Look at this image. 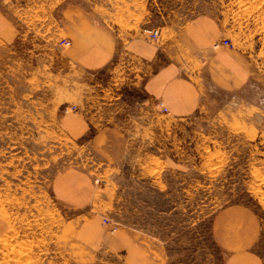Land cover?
Returning <instances> with one entry per match:
<instances>
[{
  "label": "rangeland",
  "instance_id": "rangeland-1",
  "mask_svg": "<svg viewBox=\"0 0 264 264\" xmlns=\"http://www.w3.org/2000/svg\"><path fill=\"white\" fill-rule=\"evenodd\" d=\"M60 1L36 0L40 14L25 21L27 0L7 1L24 43L8 62L0 55V264H221L211 222L231 203L258 214L254 248L264 264V0H74L105 24L159 28L164 40L210 17L221 34L214 48L234 49L247 65L238 87L212 91L209 104L175 117L149 109L129 77L140 64L117 59L100 78L102 114L85 105L99 124L127 130L130 148L116 164L100 162L87 136L65 126L80 102L77 85L97 80L48 75L49 56L62 64L55 47L66 37L58 41L48 11ZM67 182L77 189L66 191ZM126 229L139 242L125 237L119 248ZM145 233L152 242L139 238Z\"/></svg>",
  "mask_w": 264,
  "mask_h": 264
},
{
  "label": "crops",
  "instance_id": "crops-1",
  "mask_svg": "<svg viewBox=\"0 0 264 264\" xmlns=\"http://www.w3.org/2000/svg\"><path fill=\"white\" fill-rule=\"evenodd\" d=\"M7 1L9 0H0L2 63L8 62L12 53L10 48L15 45L19 48L24 43L20 37L22 27L19 28L18 24L7 18V13L17 12L7 5ZM35 3L36 0H27L23 5V14L26 16L23 21L28 18L36 19V15L40 14ZM48 11L52 23L56 25L58 41L66 37L72 42L68 48L55 47L56 53L59 49L61 51L58 59L62 60V64L58 66L49 56L48 75H80L82 79L88 77L97 80L95 85H77L80 102L72 103L71 106L76 105L78 110H74L75 115L64 122L69 130L76 129L78 134L87 136L91 152L102 163H119L130 148V138L124 126L113 122L99 124L101 117L95 119L94 114L91 115L88 111L89 106L85 107L87 102H92L90 106L96 108L95 113L102 114L98 102L102 96L101 91L107 88L104 86L105 82L100 83V78L105 76V71L110 69L111 73L112 69L115 70L119 65L116 63L117 59L127 56L133 58L134 63L140 64L139 72L129 77L134 84L140 83L143 102L149 109L156 111L157 115L161 113L157 105L160 100L168 107L171 115L191 116L210 103L212 91L232 88L233 85L238 87L242 76L247 75V65L238 52L229 48H214L221 40V34L210 17L199 16L193 19L170 40H153L147 33L149 29L134 31L105 24L85 4L74 0H61L55 8L50 7ZM157 123L158 127L162 125L161 122ZM179 123L182 122L176 121L177 125ZM185 123L183 121L182 124ZM178 159L171 157L176 164L179 163ZM174 170L179 171L176 168ZM67 174L69 175V171L65 176ZM64 181L65 179L60 182ZM64 188L66 191L75 190L77 183L67 182ZM59 189L62 191L61 186ZM126 231L120 232L123 238L117 237L116 244L120 245L119 248L123 247L122 243L126 238L130 245L139 242L136 240L138 235H133L127 229ZM211 233L224 254L221 264H263L254 248L261 234V222L256 211L249 205L231 203L219 208L213 214ZM139 238L150 243L155 237L145 233Z\"/></svg>",
  "mask_w": 264,
  "mask_h": 264
},
{
  "label": "built area",
  "instance_id": "built-area-1",
  "mask_svg": "<svg viewBox=\"0 0 264 264\" xmlns=\"http://www.w3.org/2000/svg\"><path fill=\"white\" fill-rule=\"evenodd\" d=\"M148 33L153 40H159L161 37V30L159 28L149 29ZM71 44H72V42L68 38H63L60 41V46H62L64 48L70 47ZM223 44L225 46L230 45L227 39L224 40ZM157 105L161 108L160 111H162V113L167 114L169 112L168 107H166V105L162 101L158 100ZM70 108H71V110H78V107L76 105H72V106H70ZM66 110H68V108ZM96 181H100V178H96Z\"/></svg>",
  "mask_w": 264,
  "mask_h": 264
}]
</instances>
